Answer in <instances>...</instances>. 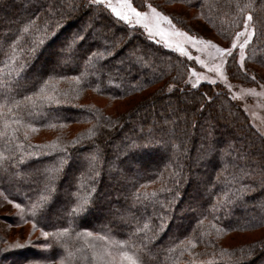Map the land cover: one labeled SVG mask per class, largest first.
<instances>
[{"label": "trees", "instance_id": "trees-1", "mask_svg": "<svg viewBox=\"0 0 264 264\" xmlns=\"http://www.w3.org/2000/svg\"><path fill=\"white\" fill-rule=\"evenodd\" d=\"M131 2L190 33L200 20L226 41L250 14L243 65L233 55L228 72L259 80L249 69L264 68V0ZM60 41L59 63L47 65ZM189 66L101 4L0 0V192L17 208L13 225L49 233L39 244L50 252L16 246L0 226L2 261L264 264V135L222 88L185 85Z\"/></svg>", "mask_w": 264, "mask_h": 264}, {"label": "rangeland", "instance_id": "rangeland-1", "mask_svg": "<svg viewBox=\"0 0 264 264\" xmlns=\"http://www.w3.org/2000/svg\"><path fill=\"white\" fill-rule=\"evenodd\" d=\"M101 5L106 7V0L105 4ZM117 6L120 8H124L123 4ZM131 6L136 8L139 12L148 13V16L142 18L141 24H135V20H133L132 24H129L128 22H125L123 20L121 21L130 26L140 28L149 39L163 45L166 48L174 50L180 56L184 57L190 62L188 77L185 81V85L198 86L201 83L207 82L216 85L218 88H222L244 109L254 127L264 135V68H260L257 65H252V67L255 69H249V72L251 75L257 76L258 74L259 80L253 85L242 84L238 81L232 80L229 76L230 74L228 72V61L231 56H226L219 51L220 48H230L234 41L237 42V44H241L244 43L245 40H248V43L243 49L239 47L232 49V56L235 55L238 63L240 65H243V61L246 56V48L253 37V24L252 21H248L249 14L245 17L242 26L234 32L232 38L229 41H226L214 31H212L207 24L203 23L200 20H194V25H196V27L199 29V32L190 33L175 24L169 14L157 9L152 5L151 7L155 8L158 13H162L163 16H167L168 20H164L162 17H158L154 13H152L148 5L144 9H139L135 7L131 2ZM168 9L184 11V13H186L188 16H193L194 14H196V11L194 9H187L180 5H177L176 7L170 5L168 6ZM108 10L111 12L110 9ZM143 24H147L148 27H143ZM90 27L92 28V25ZM74 29L75 27L71 30ZM245 29H247L245 35L237 36V33L245 32ZM249 33L251 34L250 39L248 36ZM95 37H97L96 39L102 41L103 43H107L109 46V42H107L106 40L103 41L100 36ZM208 41H211V43H208ZM60 43L61 46H55L54 54L51 55L50 53H47V65L59 63L61 59V55H59V52H64L65 48L67 47V42L60 41ZM130 59L131 58L129 57V54L126 52L116 63L119 66L125 65ZM134 61L138 66L140 65L137 60ZM39 62L42 63L41 60ZM256 70L258 73L256 72ZM261 76H263V78ZM212 81H215V83H212ZM96 101L101 104H105L104 99L96 98ZM135 119L136 118L134 117V120ZM126 130H131V127L128 126ZM124 131L125 130L123 129L121 133H123ZM121 133L116 132L115 134H113V136L115 138L120 137ZM44 137H48V134H46V136L44 135ZM110 150L112 153V157L120 154V149L115 145L114 141L111 142ZM109 162L112 163L113 160L111 159ZM65 179V183L61 187L63 189H65L66 185L70 183L68 176H66ZM192 179L195 181L196 176H193ZM110 181L112 182L113 178L110 179ZM204 192L201 196L205 195ZM114 204L115 203H113V205ZM189 205L197 208L198 200L194 199ZM186 209L187 205H184L181 208V211L184 212ZM98 210L101 214H108L109 212V210L105 208V206L99 207ZM0 211L6 212L5 215H0V226L6 233V237L15 242L16 246L19 244H27L30 247L37 248L41 251V253L39 254L40 256H45L50 253L49 249L43 250V246L39 244V242L45 239L43 230L35 227L32 222L22 225L12 224L10 214L17 211V208L14 204L8 202L2 192H0ZM44 213L46 214L47 212L45 211ZM4 259H6V257ZM19 260L21 259L18 258L17 261ZM1 263L6 264L7 262L5 263V261H2V259H0V264ZM27 264L39 263L34 262Z\"/></svg>", "mask_w": 264, "mask_h": 264}, {"label": "snow or ice", "instance_id": "snow-or-ice-1", "mask_svg": "<svg viewBox=\"0 0 264 264\" xmlns=\"http://www.w3.org/2000/svg\"><path fill=\"white\" fill-rule=\"evenodd\" d=\"M89 3L92 4H105V0H89ZM123 4L124 8H120L117 5ZM106 7L111 10V12L120 20H123L125 22H128L129 24L133 23V20H135V24H141L142 18L147 17L148 13H142L139 12L136 8L131 6V0H106ZM148 7L151 9V12L154 13L158 17H162L164 20H168L167 16H163L162 13H158L155 8H152L151 5H148ZM252 17L249 14L248 21H251ZM247 23V22H246ZM143 27L147 28V24H143ZM247 32V29H245V32L237 33V36L245 35ZM249 39L251 38V34H248ZM208 43H211V41H208ZM248 43V40H245L244 43L237 44V42H233L231 47H225L220 48L219 51L226 56H232V49L239 47L243 49L245 45ZM243 59V57H242ZM212 83H215V81H212ZM38 208L39 206H35ZM43 235L47 237L49 235L48 232H44ZM124 256L130 260V264H137L135 258L130 257L128 253H124Z\"/></svg>", "mask_w": 264, "mask_h": 264}]
</instances>
